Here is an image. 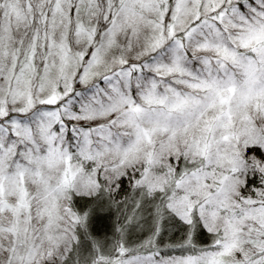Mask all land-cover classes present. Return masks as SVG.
I'll return each instance as SVG.
<instances>
[{
    "label": "snow or ice",
    "instance_id": "1",
    "mask_svg": "<svg viewBox=\"0 0 264 264\" xmlns=\"http://www.w3.org/2000/svg\"><path fill=\"white\" fill-rule=\"evenodd\" d=\"M0 264H264V0H0Z\"/></svg>",
    "mask_w": 264,
    "mask_h": 264
}]
</instances>
